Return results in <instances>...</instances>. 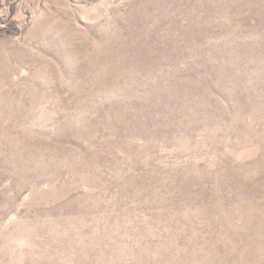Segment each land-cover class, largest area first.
I'll use <instances>...</instances> for the list:
<instances>
[{
    "label": "rangeland",
    "instance_id": "1",
    "mask_svg": "<svg viewBox=\"0 0 264 264\" xmlns=\"http://www.w3.org/2000/svg\"><path fill=\"white\" fill-rule=\"evenodd\" d=\"M0 264H264V0H0Z\"/></svg>",
    "mask_w": 264,
    "mask_h": 264
}]
</instances>
